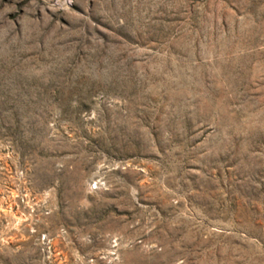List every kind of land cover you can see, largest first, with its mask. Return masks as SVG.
Returning <instances> with one entry per match:
<instances>
[{
	"label": "rangeland",
	"instance_id": "1",
	"mask_svg": "<svg viewBox=\"0 0 264 264\" xmlns=\"http://www.w3.org/2000/svg\"><path fill=\"white\" fill-rule=\"evenodd\" d=\"M0 264H264V0H0Z\"/></svg>",
	"mask_w": 264,
	"mask_h": 264
}]
</instances>
